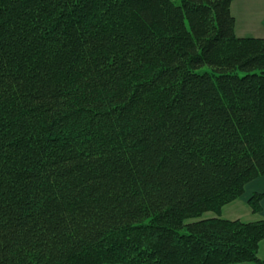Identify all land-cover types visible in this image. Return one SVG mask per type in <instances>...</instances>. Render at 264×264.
I'll list each match as a JSON object with an SVG mask.
<instances>
[{
    "label": "trees",
    "instance_id": "16d2710c",
    "mask_svg": "<svg viewBox=\"0 0 264 264\" xmlns=\"http://www.w3.org/2000/svg\"><path fill=\"white\" fill-rule=\"evenodd\" d=\"M232 1L0 0V264H264L219 216L264 177Z\"/></svg>",
    "mask_w": 264,
    "mask_h": 264
},
{
    "label": "crops",
    "instance_id": "0c3cea01",
    "mask_svg": "<svg viewBox=\"0 0 264 264\" xmlns=\"http://www.w3.org/2000/svg\"><path fill=\"white\" fill-rule=\"evenodd\" d=\"M231 13L235 18V34L237 37L264 38V0H233L231 4ZM255 28H260L261 33L253 32V29ZM254 191H259V189L254 190ZM260 192L264 194V191H260ZM263 200H264V197L261 201V210L257 213H264V210H263L264 201ZM207 218H211V217H207ZM250 222H254V221H250ZM263 243H264V239L260 242L258 254H259L260 249L263 250L264 248ZM259 258L262 261H264V257L262 258L259 257ZM243 264H256V263H243Z\"/></svg>",
    "mask_w": 264,
    "mask_h": 264
},
{
    "label": "rangeland",
    "instance_id": "374dc122",
    "mask_svg": "<svg viewBox=\"0 0 264 264\" xmlns=\"http://www.w3.org/2000/svg\"><path fill=\"white\" fill-rule=\"evenodd\" d=\"M175 2H180V0H173ZM255 33H261L260 28L253 29ZM264 191V178L256 179L255 181L249 183L245 188V194L242 197L237 198L236 200L232 201L231 203L225 205L219 215L221 218L225 219H240L244 222L256 221L259 219L264 218V213H253L248 205V198L252 194L254 190ZM264 201V200H263ZM264 203V202H263ZM264 210V209H263ZM216 216L212 212L205 213L203 218L207 217H214ZM193 220H188L191 222ZM264 244V243H263ZM264 250V248H263ZM260 249L259 257H264V251Z\"/></svg>",
    "mask_w": 264,
    "mask_h": 264
}]
</instances>
